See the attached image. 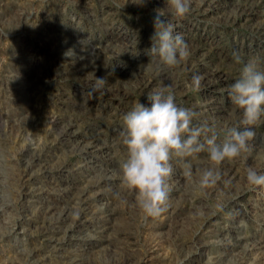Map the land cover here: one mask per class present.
Wrapping results in <instances>:
<instances>
[{"label": "rangeland", "instance_id": "374dc122", "mask_svg": "<svg viewBox=\"0 0 264 264\" xmlns=\"http://www.w3.org/2000/svg\"><path fill=\"white\" fill-rule=\"evenodd\" d=\"M159 13L189 44L174 69L146 55ZM248 62L264 69V0H191L182 19L166 0H0V264H264V188L246 181L264 174V119L206 194L173 161L159 218L120 180L122 118L150 106L147 92L171 84L222 142L241 118L227 89ZM96 78L104 93L90 97ZM70 122L82 144L61 136ZM208 166L201 153L194 178Z\"/></svg>", "mask_w": 264, "mask_h": 264}, {"label": "clouds", "instance_id": "9594fccd", "mask_svg": "<svg viewBox=\"0 0 264 264\" xmlns=\"http://www.w3.org/2000/svg\"><path fill=\"white\" fill-rule=\"evenodd\" d=\"M143 4L144 0H132ZM168 15L177 19L191 11V0H166ZM159 13L154 20L155 32L146 52L152 60L168 69L179 67L191 55L188 42L174 26L165 23ZM239 59V58H237ZM203 77L192 76V86L201 89ZM105 79L96 78L89 96L103 94ZM227 95L240 112L235 126L226 129L225 138L218 142L216 129L206 123L194 124L198 113L176 103L171 84L147 92L150 106L138 102L122 118L119 133L126 156L120 165L121 184L135 193L136 206L145 220L156 219L168 209L173 174V161L183 166V175L195 190L206 194L221 181L220 166L234 162L250 153L255 126L264 119V69L253 62L246 63L239 77L227 89ZM206 153L209 166L194 178L192 161ZM247 184L264 188V174L253 168L246 170Z\"/></svg>", "mask_w": 264, "mask_h": 264}, {"label": "bare ground", "instance_id": "6f19581e", "mask_svg": "<svg viewBox=\"0 0 264 264\" xmlns=\"http://www.w3.org/2000/svg\"><path fill=\"white\" fill-rule=\"evenodd\" d=\"M125 71V70H124ZM64 127V126H63ZM61 136L63 137V136H66V135H70V136H73L74 138H75V140L77 139V138H81L80 140H78V142L80 141V144H82V142H84L83 140H85V139H83L82 138V136H81V134L78 132V131H76V129L74 128V123H68V125L67 126H65L63 129H62V131H61ZM72 138V137H71ZM88 143V142H87ZM96 144V143H95ZM90 146H91V143L89 144ZM84 146V145H83ZM93 146V145H92ZM85 148H87L88 150H89V147L88 146H84ZM83 147V148H84ZM94 150V149H93ZM100 154V153H99ZM94 157V156H93ZM65 211H68V212H70L71 211V208L70 207H67V209H65ZM73 228V227H72ZM72 228H70V231H71V229ZM14 229H17V227H15ZM17 231V230H16ZM15 234V233H14ZM73 234V233H72ZM55 239V238H54ZM56 240H57V238H56ZM76 261V260H75ZM77 262V261H76ZM78 262H79V260H78ZM72 264H77V263H72Z\"/></svg>", "mask_w": 264, "mask_h": 264}]
</instances>
